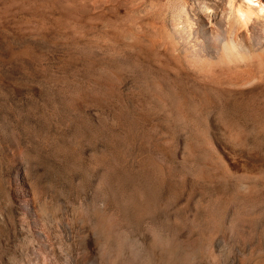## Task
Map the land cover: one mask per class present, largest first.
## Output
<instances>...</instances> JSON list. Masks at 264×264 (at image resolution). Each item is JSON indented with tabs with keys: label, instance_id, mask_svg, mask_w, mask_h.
I'll return each instance as SVG.
<instances>
[{
	"label": "rangeland",
	"instance_id": "rangeland-1",
	"mask_svg": "<svg viewBox=\"0 0 264 264\" xmlns=\"http://www.w3.org/2000/svg\"><path fill=\"white\" fill-rule=\"evenodd\" d=\"M191 2L0 0V251L25 205L76 243L95 239L84 204L114 212L138 192L179 231L222 239L220 264H264V76L198 81L171 33ZM131 212L136 227L165 214ZM22 242L15 264H31Z\"/></svg>",
	"mask_w": 264,
	"mask_h": 264
},
{
	"label": "bare ground",
	"instance_id": "bare-ground-1",
	"mask_svg": "<svg viewBox=\"0 0 264 264\" xmlns=\"http://www.w3.org/2000/svg\"><path fill=\"white\" fill-rule=\"evenodd\" d=\"M227 4L230 16H225L224 22L216 0H192L186 13L181 9L170 20L171 33L190 70L201 84L207 86L208 83L214 89L240 85L255 76H264V0H227ZM134 196L137 200L135 198L131 204H127L129 200L117 202L114 212H106L105 205L100 203L84 204V218L95 239L76 243L60 240L53 225L46 220L43 205H37V208L25 205L17 220L15 240H28L32 245L31 264H68L66 257L61 255V243L67 250L70 247L78 249L80 256L72 264H84L92 257L94 264H220L222 239H214L213 235L202 234V231L196 234L191 229L186 233L179 231L180 221L168 213L166 207L145 205L138 192ZM158 207L165 213L159 223L149 220L136 227L126 219L129 215L125 216L128 211H133L142 215L140 218L156 208L159 210ZM118 213L122 215L120 219L116 218ZM191 220L200 223L196 218ZM8 237L12 242L7 243L6 248L2 247L0 264H15L13 255L22 251L20 244L19 247L16 245L18 241L13 242V231ZM210 240H213L214 250L208 253L206 245ZM261 256L257 254L252 264H257Z\"/></svg>",
	"mask_w": 264,
	"mask_h": 264
}]
</instances>
